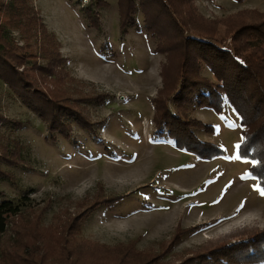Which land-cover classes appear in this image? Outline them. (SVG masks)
<instances>
[{"label": "rangeland", "instance_id": "rangeland-1", "mask_svg": "<svg viewBox=\"0 0 264 264\" xmlns=\"http://www.w3.org/2000/svg\"><path fill=\"white\" fill-rule=\"evenodd\" d=\"M100 1L28 0L53 36L34 32L32 21L31 31L5 26L9 52L24 63L18 68L39 97L66 102L84 126L68 118L69 137L45 139L41 118L0 78V171L13 177L0 178V202L19 208L0 234V264H67L62 256L72 264H181L209 238L264 228L263 189L248 171L251 161L235 147L241 140L237 113L225 99L220 114L187 106L190 118L213 127L193 128L199 140L223 152L209 160L159 134L153 98L163 87V71L172 81L177 59L157 49L159 40L146 31L138 0V25L127 22L123 31L117 0ZM192 5L207 27L213 25L210 36L216 38L209 39L225 44L240 16L255 21L252 10L264 13V0ZM90 12H98V27L90 25ZM234 16L236 21L227 22ZM200 74L215 81L204 63ZM14 119L22 125L10 123ZM6 151L25 163L8 164ZM113 196H119L113 205L103 202ZM177 227L182 231L174 241Z\"/></svg>", "mask_w": 264, "mask_h": 264}, {"label": "trees", "instance_id": "trees-1", "mask_svg": "<svg viewBox=\"0 0 264 264\" xmlns=\"http://www.w3.org/2000/svg\"><path fill=\"white\" fill-rule=\"evenodd\" d=\"M138 1L146 31L159 40L157 49L168 51L170 56L173 52L177 59L172 81L168 82L166 71H163V87L153 98L152 121L155 129H159V134L166 133L172 138L177 148H185L197 158L209 160L221 155L223 152L215 144L201 141L196 137L193 128L213 132V127L190 118L187 106L196 104L198 107H208L220 114L225 99L239 116L241 140L238 153L251 161L248 171L264 190V13L252 10L258 16V20L255 21L245 20L240 16L238 25L234 27L235 31L229 35L231 43L225 44L222 40L212 39L217 44L209 39L216 38L210 36L213 25L207 27L208 24L203 23L201 20L203 16L192 5L193 0ZM177 2L184 4L186 8L188 6L187 10L180 12L178 7L181 5H176ZM117 5L120 30H124L127 22L137 26L133 0H117ZM34 9L28 0H15L8 5L0 4L1 15L7 17V20L0 21V78L25 106L41 118L47 133L45 139L55 140L56 134L69 137L70 128L66 119L74 118L81 123L82 116L67 111L70 105L66 102L55 105L51 98L39 97V90L26 79L23 68L20 70L18 68L24 63L9 52L7 47L9 40L4 35L6 25L27 29L31 28L32 21L33 24H37L34 26V32H38L39 28L41 29L39 34L53 36L52 33L46 32L44 23L36 12L37 9ZM89 15L90 25L98 27V12L93 14L90 12ZM236 18L235 16L229 18L227 22L232 23L231 21H236ZM194 23L203 24L206 28L201 30ZM242 29L245 34L239 37L236 32ZM201 33L207 36H201ZM201 63L208 66L215 81L200 74ZM10 123L22 125L17 119ZM81 125L84 126L82 123ZM13 153L11 152L12 155ZM8 154L6 151L3 155L8 164L17 166L25 163L21 157L13 159ZM4 172L0 171L1 179H13L9 173ZM118 197L106 198L103 202L113 205ZM18 211L19 208L9 201L0 202V234L6 229L7 217ZM181 231L177 227L174 241L178 240ZM238 231L242 232L209 238L206 240L207 244L190 253L181 264H193L196 260L211 261L215 264L264 262V228L252 230L242 227ZM235 234H238L236 241L231 242L233 237H229ZM60 261L72 264L70 258L64 256Z\"/></svg>", "mask_w": 264, "mask_h": 264}, {"label": "snow or ice", "instance_id": "snow-or-ice-1", "mask_svg": "<svg viewBox=\"0 0 264 264\" xmlns=\"http://www.w3.org/2000/svg\"><path fill=\"white\" fill-rule=\"evenodd\" d=\"M235 147L238 149V148L240 147V145L238 144V145H236ZM235 158H236V159H239L240 157H239V156H236ZM257 188H258V190H260V189H259V186H257ZM260 194H261L262 196H264V190H260ZM241 206H243V205H241Z\"/></svg>", "mask_w": 264, "mask_h": 264}]
</instances>
